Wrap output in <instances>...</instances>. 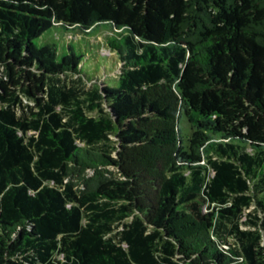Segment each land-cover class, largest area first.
<instances>
[{"label": "trees", "instance_id": "16d2710c", "mask_svg": "<svg viewBox=\"0 0 264 264\" xmlns=\"http://www.w3.org/2000/svg\"><path fill=\"white\" fill-rule=\"evenodd\" d=\"M0 68V264H264V0H0Z\"/></svg>", "mask_w": 264, "mask_h": 264}, {"label": "rangeland", "instance_id": "374dc122", "mask_svg": "<svg viewBox=\"0 0 264 264\" xmlns=\"http://www.w3.org/2000/svg\"><path fill=\"white\" fill-rule=\"evenodd\" d=\"M107 33L104 32H98L96 34V36L90 37L89 42L92 43L95 47H98L99 53L101 55L107 56L109 58L114 59V53H112L105 45V38H106ZM67 37V39H75L76 37L78 38L79 36H75L74 34H67L64 35ZM56 34H55V30H50L48 32H46L42 38L46 39H50L51 42H55V43H59L58 39L56 38ZM87 37V35H86ZM38 44H41V39L36 41ZM74 45H76L77 47H79L81 49L82 52L87 53L89 56L92 55L93 57H95V53L92 52L90 46L88 44H86V42L80 40V42L75 41ZM101 66H103V68L106 69V71H109V67L105 64L103 65L102 63H100ZM102 72V71H101ZM102 72L100 73V75L98 76L97 79L101 80H107L109 83H115V81L118 78V70L117 69H112L110 72ZM4 70L3 68H0V77L3 76ZM94 83H98L97 81H94L92 83L86 84V82L81 83L79 82L77 76H72L69 77L66 80V86L67 87H73L75 89L78 90L79 93L83 92L84 90H88L90 88L93 87ZM82 98H86V95H82ZM104 107L106 108V105H104ZM106 111H108V109H105ZM38 111V108H36L35 103H33L32 101L28 100L27 98H23V107H17L16 109V113L19 117L21 118H31L33 113H36ZM90 116H94V114H89ZM180 131L183 132H187V126L186 123L184 122L183 119H181L180 121ZM182 134H179V136H181ZM112 140H115L114 136H111ZM80 146H84L83 142H78ZM97 149H99V147H97ZM112 173V175H116L119 176V172L117 170V168L115 167H109L108 168ZM93 175L92 171H87L86 173H83L81 176H85V177H91ZM81 177V178H82ZM72 181L74 182H80L81 179H79L77 176H75V178L72 179ZM81 188H83L82 186H80ZM253 213V212H252ZM264 216V214L262 215ZM122 227H119L118 231H121ZM116 241L120 242L118 235L116 236ZM125 246V244H124Z\"/></svg>", "mask_w": 264, "mask_h": 264}]
</instances>
